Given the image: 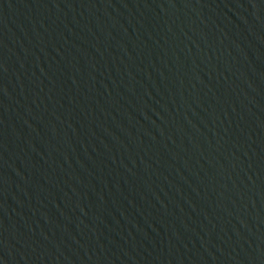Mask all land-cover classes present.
Returning <instances> with one entry per match:
<instances>
[{
	"label": "water",
	"instance_id": "obj_1",
	"mask_svg": "<svg viewBox=\"0 0 264 264\" xmlns=\"http://www.w3.org/2000/svg\"><path fill=\"white\" fill-rule=\"evenodd\" d=\"M0 264H264V0H0Z\"/></svg>",
	"mask_w": 264,
	"mask_h": 264
}]
</instances>
